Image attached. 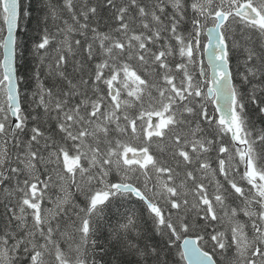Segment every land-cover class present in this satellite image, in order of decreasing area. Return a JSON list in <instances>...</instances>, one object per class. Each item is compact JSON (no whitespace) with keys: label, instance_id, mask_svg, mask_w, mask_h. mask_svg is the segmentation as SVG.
Instances as JSON below:
<instances>
[{"label":"snow or ice","instance_id":"6c2138e0","mask_svg":"<svg viewBox=\"0 0 264 264\" xmlns=\"http://www.w3.org/2000/svg\"><path fill=\"white\" fill-rule=\"evenodd\" d=\"M0 50V264H264V0H0Z\"/></svg>","mask_w":264,"mask_h":264},{"label":"trees","instance_id":"16d2710c","mask_svg":"<svg viewBox=\"0 0 264 264\" xmlns=\"http://www.w3.org/2000/svg\"><path fill=\"white\" fill-rule=\"evenodd\" d=\"M101 23L103 24V22H101ZM28 68L30 69L31 65H29ZM25 70L27 71L28 69H25ZM0 211H2V208H0Z\"/></svg>","mask_w":264,"mask_h":264},{"label":"water","instance_id":"95a60500","mask_svg":"<svg viewBox=\"0 0 264 264\" xmlns=\"http://www.w3.org/2000/svg\"><path fill=\"white\" fill-rule=\"evenodd\" d=\"M1 52H2V50H1Z\"/></svg>","mask_w":264,"mask_h":264}]
</instances>
